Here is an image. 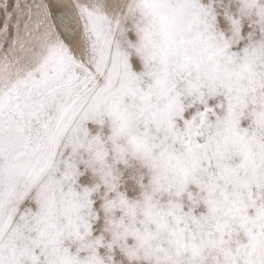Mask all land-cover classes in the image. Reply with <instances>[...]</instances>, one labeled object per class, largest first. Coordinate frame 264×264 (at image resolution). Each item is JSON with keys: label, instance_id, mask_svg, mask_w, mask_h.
I'll use <instances>...</instances> for the list:
<instances>
[{"label": "snow or ice", "instance_id": "snow-or-ice-1", "mask_svg": "<svg viewBox=\"0 0 264 264\" xmlns=\"http://www.w3.org/2000/svg\"><path fill=\"white\" fill-rule=\"evenodd\" d=\"M0 264H264V0H0Z\"/></svg>", "mask_w": 264, "mask_h": 264}]
</instances>
